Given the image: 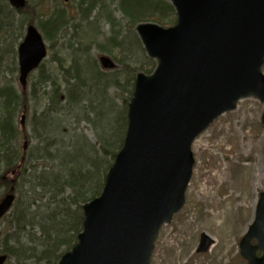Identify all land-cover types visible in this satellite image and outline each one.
<instances>
[{
	"label": "water",
	"instance_id": "obj_1",
	"mask_svg": "<svg viewBox=\"0 0 264 264\" xmlns=\"http://www.w3.org/2000/svg\"><path fill=\"white\" fill-rule=\"evenodd\" d=\"M170 1L177 14L174 26H136L158 65L151 75H137L123 146L102 193L83 205L82 232L58 264H151L162 225L185 203L195 138L240 99L264 101V0ZM9 2L18 9L26 5V0ZM46 56L41 32L28 25L18 46L23 87ZM101 62L115 66L108 56ZM14 200L10 192L0 201V218ZM212 242L203 234L199 251ZM240 251L248 264H264V192ZM6 259L0 254V264Z\"/></svg>",
	"mask_w": 264,
	"mask_h": 264
},
{
	"label": "trees",
	"instance_id": "obj_2",
	"mask_svg": "<svg viewBox=\"0 0 264 264\" xmlns=\"http://www.w3.org/2000/svg\"><path fill=\"white\" fill-rule=\"evenodd\" d=\"M72 2L74 14L68 11V3L60 0H27L21 10L0 0V69L11 56L16 61L14 51L27 23L35 22L52 47L68 29H73V41L66 48L65 59L57 58L54 71L45 62L37 70L39 75L31 93L34 99L42 85L53 80L51 91L44 92L50 104L39 112L35 108L32 114L33 133L38 141L29 150L21 147L23 136L18 119L20 111L29 107V98L26 92L19 91L10 74H3L6 78L0 84V191H9V175L13 171L16 174L17 200L12 211L0 220V225L5 223L0 252L8 255L10 263L57 264L61 255L77 242L82 230V204L101 193L106 173L123 144L126 106L136 73H149L156 64L144 52L141 57L138 55V41L135 51L132 49L122 28L132 30L142 20L170 25L175 19L173 7L166 0ZM114 3L122 20L111 9ZM100 17L111 26L104 38L107 41H95L99 35H94L89 43H84L91 34L83 27L96 25ZM96 44L122 65L120 72L101 69L91 54ZM115 51L122 53L117 56ZM125 52L127 55H123ZM68 60L69 64H65ZM4 67L13 74L14 66L7 63ZM110 88L124 96L122 105L110 95ZM103 105H110L111 110L99 108ZM83 121L92 127L94 141L88 134H81ZM71 122L76 123L74 133L71 140L64 139L63 127Z\"/></svg>",
	"mask_w": 264,
	"mask_h": 264
},
{
	"label": "rangeland",
	"instance_id": "obj_3",
	"mask_svg": "<svg viewBox=\"0 0 264 264\" xmlns=\"http://www.w3.org/2000/svg\"><path fill=\"white\" fill-rule=\"evenodd\" d=\"M74 4L72 2L68 8L71 14L75 12ZM111 9H114L117 18L122 20V13L118 10L116 3L112 5ZM89 27L91 28L85 29L86 33L94 32V27ZM95 28L99 30V38L95 41L106 42L107 39L104 40V38L111 31L107 20L100 17ZM122 29L126 32L127 40L133 45L132 49L135 51L136 36L132 34V31L135 33L134 28L133 30L124 27ZM72 31L73 29H68L53 47L49 41H46L49 55L45 60V65L52 71L57 68L58 57L65 59L66 48L69 42L73 41ZM24 34L25 29L22 32V37ZM93 36H86L83 42L89 43ZM14 39L18 40V38ZM92 47V58L97 60L100 67L99 57L102 54L114 59L111 54L100 51L97 44ZM119 52L121 51H115V54L118 56ZM137 53L141 57L139 50ZM123 55H127L126 52ZM15 60L13 61L11 56L7 62H4V65L8 63L10 67L14 66V71L11 74L3 65L0 69V84L6 78L3 74H10L15 78V84L19 91L26 92L29 98V107L26 108V111H20L18 114L20 122L22 114L25 113L26 126L20 128L21 136H23L21 147L23 148L24 142H27L26 150H29L38 141L33 133L32 114L35 108L39 112L50 104L49 96L44 92L51 91L53 79L42 85L38 97L34 99L31 96L32 85L37 80L39 72L33 73L28 78L27 87L23 90L18 81L16 53ZM116 63V70L120 72L119 70H122L123 67L119 62L116 61ZM65 64H69V60L65 61ZM262 70L264 72V66ZM52 76L55 75L52 74ZM109 92L113 98L115 97L118 105H122L121 97L124 96L114 88H110ZM99 108L106 111L111 110L110 105L99 106ZM263 114L264 103L253 97L242 99L235 110L220 116L196 138L192 146L195 165L186 191L185 205L170 223L162 227L155 243L151 264H248V261L240 253L239 243L254 219L259 193L264 191ZM75 126L76 123L71 122L67 127H63L64 139L71 140ZM80 129H82L81 134H88L91 140H95L93 129L89 123L83 121ZM77 131L79 132V130ZM47 163L53 164L54 162L47 161ZM9 176L11 177V175ZM0 193H2V197L3 190ZM225 197H228L225 202L230 207L227 210L225 205L219 202ZM212 210L224 211L219 220L210 219ZM0 229L4 231L5 223L0 225ZM203 234L213 240V244L206 252L198 251ZM7 264L15 263L8 262Z\"/></svg>",
	"mask_w": 264,
	"mask_h": 264
},
{
	"label": "bare ground",
	"instance_id": "obj_4",
	"mask_svg": "<svg viewBox=\"0 0 264 264\" xmlns=\"http://www.w3.org/2000/svg\"><path fill=\"white\" fill-rule=\"evenodd\" d=\"M260 156H261V155H260ZM204 190H205V188H204ZM227 198H228V197H225V198H222L221 200H219L220 203H222V204L225 205V209H226V210H227V209H230V207L228 206V204H226V202H225V200H226ZM223 212H224L223 210L220 211V212L217 211V210H212V211L210 212V214H211L210 219H211V220H219Z\"/></svg>",
	"mask_w": 264,
	"mask_h": 264
}]
</instances>
